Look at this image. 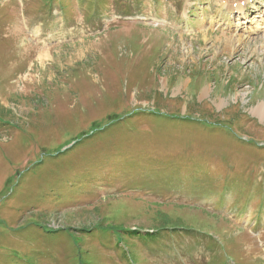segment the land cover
Returning a JSON list of instances; mask_svg holds the SVG:
<instances>
[{
	"label": "rangeland",
	"instance_id": "1",
	"mask_svg": "<svg viewBox=\"0 0 264 264\" xmlns=\"http://www.w3.org/2000/svg\"><path fill=\"white\" fill-rule=\"evenodd\" d=\"M224 1L0 0V264H264V0Z\"/></svg>",
	"mask_w": 264,
	"mask_h": 264
},
{
	"label": "bare ground",
	"instance_id": "2",
	"mask_svg": "<svg viewBox=\"0 0 264 264\" xmlns=\"http://www.w3.org/2000/svg\"><path fill=\"white\" fill-rule=\"evenodd\" d=\"M242 1V0H241ZM229 9H232V7H228ZM229 11V10H228ZM235 12L242 15L243 17V8L237 4L236 7H235ZM222 24V23H221ZM35 34V33H34ZM207 89H205L204 92H206ZM220 105V104H219ZM249 113L254 116V117H257L259 119H263L264 118V102H259L258 104L250 107L248 109Z\"/></svg>",
	"mask_w": 264,
	"mask_h": 264
},
{
	"label": "trees",
	"instance_id": "3",
	"mask_svg": "<svg viewBox=\"0 0 264 264\" xmlns=\"http://www.w3.org/2000/svg\"><path fill=\"white\" fill-rule=\"evenodd\" d=\"M176 229H178V228H176ZM127 231H129V230H127ZM130 233H132V234H136V233H139L138 232V230H136V231H133V232H130ZM103 235V234H102ZM152 235H150L149 233H147L146 234V238H150Z\"/></svg>",
	"mask_w": 264,
	"mask_h": 264
}]
</instances>
